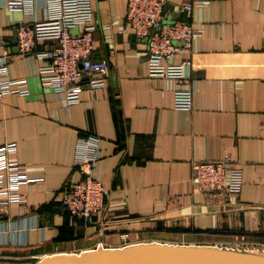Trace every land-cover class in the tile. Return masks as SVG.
I'll use <instances>...</instances> for the list:
<instances>
[{
    "label": "crops",
    "instance_id": "obj_1",
    "mask_svg": "<svg viewBox=\"0 0 264 264\" xmlns=\"http://www.w3.org/2000/svg\"><path fill=\"white\" fill-rule=\"evenodd\" d=\"M197 1L166 5L167 17L190 19L201 29L192 53L174 58L190 59L191 75L176 79L151 74L147 43L125 16L128 0H92V56L109 62L108 83L85 86L81 100L68 105L38 73L47 59L37 53L57 40L38 41L31 55L16 46L19 23L48 17L51 1L27 0L25 10L11 11L0 0V52L11 75L26 79L30 90L0 98V145L18 143L10 158L26 165L32 178L21 185L25 203L0 205V264H35L100 243L264 249V0ZM191 2L190 16L178 11ZM182 87L194 90L192 109L174 106ZM90 135L101 138L95 172L107 188L109 209L85 219L72 217L63 194L80 173L78 142ZM225 153L243 168L241 192H200L192 161ZM124 232L130 233L125 241Z\"/></svg>",
    "mask_w": 264,
    "mask_h": 264
},
{
    "label": "built area",
    "instance_id": "obj_2",
    "mask_svg": "<svg viewBox=\"0 0 264 264\" xmlns=\"http://www.w3.org/2000/svg\"><path fill=\"white\" fill-rule=\"evenodd\" d=\"M11 11L25 10L27 0H4ZM50 15L35 21H21L17 31L19 51L25 55L34 53L38 41L55 39L57 45L37 56L47 59L38 73L43 84L51 86L68 105L81 100L85 86L96 90L108 83L109 62L94 59V7L92 0H50ZM168 0H128L126 19L136 35L146 41L150 54L152 75L186 79L191 75L192 61H174L179 55L191 54L193 43L200 35L190 19H170L166 14ZM205 1L199 0L202 5ZM195 3L180 5L178 11L190 16ZM75 26H82L80 33H73ZM27 95L30 93L26 79L11 75L9 63L0 52V98L6 94ZM194 90L182 87L175 90L174 106L177 109H192ZM101 138L90 135L77 145L76 163L79 176L63 194V203L74 217L91 219L96 214L106 215L109 209L107 188L95 169L99 160ZM18 149L16 141L0 145V205L12 202L25 203L27 198L21 185L32 180L27 166L10 154ZM192 181L197 189L207 195L239 194L244 184L243 168L230 153L213 160L192 161ZM130 233L124 232L125 241ZM97 247H103L100 243Z\"/></svg>",
    "mask_w": 264,
    "mask_h": 264
},
{
    "label": "water",
    "instance_id": "obj_3",
    "mask_svg": "<svg viewBox=\"0 0 264 264\" xmlns=\"http://www.w3.org/2000/svg\"><path fill=\"white\" fill-rule=\"evenodd\" d=\"M35 264H264V254L208 246L140 242L47 255Z\"/></svg>",
    "mask_w": 264,
    "mask_h": 264
},
{
    "label": "rangeland",
    "instance_id": "obj_4",
    "mask_svg": "<svg viewBox=\"0 0 264 264\" xmlns=\"http://www.w3.org/2000/svg\"><path fill=\"white\" fill-rule=\"evenodd\" d=\"M129 242H131L130 240H129ZM154 242H157V241H154ZM136 243H138V242H136ZM136 243H134V244H136ZM170 244H174V242H170ZM129 245H131V244H129ZM230 245V244H229ZM249 245V244H248ZM228 246V245H227ZM233 247H236L237 249H241V248H244V246L245 247H247V244H244V245H242V244H233L232 245ZM251 246H254V247H257V248H260V247H258L257 245H251ZM264 250V249H263ZM262 250V248H261V250H259V249H257V251H253V252H256V253H264V251Z\"/></svg>",
    "mask_w": 264,
    "mask_h": 264
},
{
    "label": "trees",
    "instance_id": "obj_5",
    "mask_svg": "<svg viewBox=\"0 0 264 264\" xmlns=\"http://www.w3.org/2000/svg\"><path fill=\"white\" fill-rule=\"evenodd\" d=\"M72 217H74V216H72Z\"/></svg>",
    "mask_w": 264,
    "mask_h": 264
}]
</instances>
